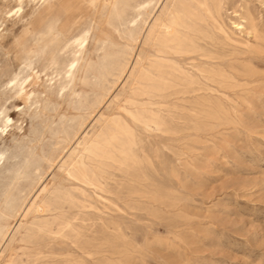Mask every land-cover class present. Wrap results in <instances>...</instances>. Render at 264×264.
I'll return each instance as SVG.
<instances>
[{"label": "rangeland", "instance_id": "rangeland-1", "mask_svg": "<svg viewBox=\"0 0 264 264\" xmlns=\"http://www.w3.org/2000/svg\"><path fill=\"white\" fill-rule=\"evenodd\" d=\"M16 1L0 0V264H35L26 256L28 236L42 217L31 206L69 185L75 152L130 95L152 50L150 32L173 0H25L23 6ZM215 5L214 33L218 23L242 40V46H221L220 40L217 45L240 69L234 86H202L167 102L191 110L195 96L212 95L226 106L229 119L169 142L167 154L183 188L162 172L151 173L158 189L172 191L174 200L145 202L144 210L129 217L135 264H264V0ZM84 33L73 90L60 91L49 67Z\"/></svg>", "mask_w": 264, "mask_h": 264}, {"label": "bare ground", "instance_id": "bare-ground-1", "mask_svg": "<svg viewBox=\"0 0 264 264\" xmlns=\"http://www.w3.org/2000/svg\"><path fill=\"white\" fill-rule=\"evenodd\" d=\"M24 1L16 2L20 6ZM171 3L165 17L150 32L148 41L152 50L147 62L135 76L130 95L124 103L120 102L121 106L115 115L104 119L98 134L75 152L68 165L69 185L61 187L55 194L51 193L54 195L53 199L34 202L31 206L32 213L39 214L42 218L37 220L40 222L34 228L31 227L28 236L29 253L26 256L29 262L135 264L133 244L127 234L129 225L126 222L129 223V217L144 210L142 204L145 202L157 204L160 201L174 200L172 191L158 189L151 173L162 172L183 188L179 170L167 154L169 142L175 144L186 138L190 139L211 126L215 120L228 118L226 106L222 102L216 104L212 95L195 96L198 101L191 110L181 109L176 103L167 102L170 97L196 93L202 86L210 89L209 86L215 85L234 86L235 74L240 69L235 67L236 60L234 65L230 55L221 53L223 51L218 49V40L221 41V46H242V40H237L236 34L228 31L224 25L217 23V31L214 33L212 24L216 22L217 13L215 0H173ZM236 25L241 26L239 23ZM255 32L254 34L257 33ZM85 33L73 38L69 48L67 47L68 53L53 59L52 66L50 65L52 68L49 67L52 70V80H60V91L65 87L71 88L75 63L80 59L78 56L82 53L87 38ZM202 42L206 46L210 45L211 49L208 50ZM243 46L249 49L253 45ZM224 98L227 102L228 98ZM186 111L187 114H184ZM179 163L180 166L187 167V163L180 160ZM116 172L121 174L120 179ZM111 180L114 184L109 182ZM27 214L29 211L24 217ZM1 233L3 237V232Z\"/></svg>", "mask_w": 264, "mask_h": 264}]
</instances>
